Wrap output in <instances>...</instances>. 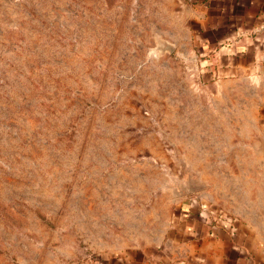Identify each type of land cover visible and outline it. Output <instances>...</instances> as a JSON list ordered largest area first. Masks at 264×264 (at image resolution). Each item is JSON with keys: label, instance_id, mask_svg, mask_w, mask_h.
I'll use <instances>...</instances> for the list:
<instances>
[{"label": "rangeland", "instance_id": "obj_1", "mask_svg": "<svg viewBox=\"0 0 264 264\" xmlns=\"http://www.w3.org/2000/svg\"><path fill=\"white\" fill-rule=\"evenodd\" d=\"M189 3L0 0V264H97L183 207L264 201L260 96L203 71Z\"/></svg>", "mask_w": 264, "mask_h": 264}, {"label": "crops", "instance_id": "obj_2", "mask_svg": "<svg viewBox=\"0 0 264 264\" xmlns=\"http://www.w3.org/2000/svg\"><path fill=\"white\" fill-rule=\"evenodd\" d=\"M189 2L197 62L213 78L251 84L264 122V0ZM183 209L153 246L107 251L97 264H264V224L258 226L264 201L255 209H238L241 216L200 202ZM246 215H252L253 232L245 228Z\"/></svg>", "mask_w": 264, "mask_h": 264}]
</instances>
